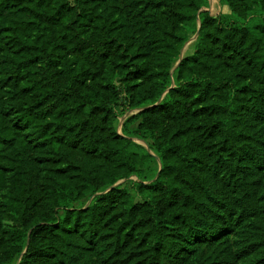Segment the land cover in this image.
<instances>
[{
    "label": "trees",
    "instance_id": "1",
    "mask_svg": "<svg viewBox=\"0 0 264 264\" xmlns=\"http://www.w3.org/2000/svg\"><path fill=\"white\" fill-rule=\"evenodd\" d=\"M220 1L0 0V264H264V0Z\"/></svg>",
    "mask_w": 264,
    "mask_h": 264
},
{
    "label": "rangeland",
    "instance_id": "2",
    "mask_svg": "<svg viewBox=\"0 0 264 264\" xmlns=\"http://www.w3.org/2000/svg\"><path fill=\"white\" fill-rule=\"evenodd\" d=\"M209 7V6H208ZM207 7V8H208ZM207 8H204V9H207ZM212 11H213V8H212ZM200 25V23H199ZM86 29L87 31L90 33L92 32V25L90 22H87V25H86ZM197 37H198V34L195 33L194 35H192L190 37V39L184 44L182 50H181V55H180V58L179 60L176 62V65L181 62V60L185 57H188L190 55H192L195 51V47H196V40H197ZM150 38L151 36H146L145 37V41H150ZM127 40L130 41V42H135V39L133 37H128L127 36ZM7 41V40H6ZM5 41V42H6ZM6 47L9 49L10 52L13 51V48L10 44H8V42H6ZM117 84H119V82L117 81L116 82ZM121 108L118 109L119 110V127H118V131L120 133H122V121H125V119L135 113H137L139 110H136V109H129L128 105H126V103L123 101V104L120 106ZM135 141L141 145H143L144 147H146L147 149H149V145L145 142V141H142V140H139V139H135ZM132 180H136V177H131ZM126 180H122V182H125ZM3 197L0 196V200H2ZM251 219L248 220L246 223L244 224H239L237 223L236 224V228H237V236H236V240L237 241H240L241 239L245 238L247 235L244 233V231L250 226L252 225L251 224ZM235 223V222H234ZM262 256V253H254L248 257H243L244 259L242 260L244 264H252V261L254 260H258L260 257Z\"/></svg>",
    "mask_w": 264,
    "mask_h": 264
},
{
    "label": "crops",
    "instance_id": "3",
    "mask_svg": "<svg viewBox=\"0 0 264 264\" xmlns=\"http://www.w3.org/2000/svg\"><path fill=\"white\" fill-rule=\"evenodd\" d=\"M208 1H209V7L207 9L212 15H217L220 13H230L229 6L227 4L221 3L220 0H208Z\"/></svg>",
    "mask_w": 264,
    "mask_h": 264
},
{
    "label": "water",
    "instance_id": "4",
    "mask_svg": "<svg viewBox=\"0 0 264 264\" xmlns=\"http://www.w3.org/2000/svg\"><path fill=\"white\" fill-rule=\"evenodd\" d=\"M197 34H199V31L197 32ZM178 64H179V63H178ZM162 98H163V96L161 97V99H162ZM161 99H160V100H161ZM120 183H121V181H120L119 183H117V184H120Z\"/></svg>",
    "mask_w": 264,
    "mask_h": 264
},
{
    "label": "built area",
    "instance_id": "5",
    "mask_svg": "<svg viewBox=\"0 0 264 264\" xmlns=\"http://www.w3.org/2000/svg\"><path fill=\"white\" fill-rule=\"evenodd\" d=\"M124 121H122V124H123Z\"/></svg>",
    "mask_w": 264,
    "mask_h": 264
}]
</instances>
